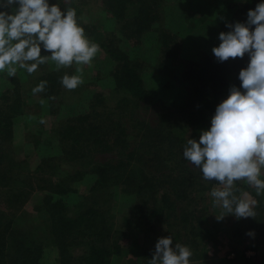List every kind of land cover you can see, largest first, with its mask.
I'll use <instances>...</instances> for the list:
<instances>
[{"label":"trees","instance_id":"obj_1","mask_svg":"<svg viewBox=\"0 0 264 264\" xmlns=\"http://www.w3.org/2000/svg\"><path fill=\"white\" fill-rule=\"evenodd\" d=\"M77 1L49 0V4H59L62 11L69 7L74 8L78 24L84 28L86 37L90 39L94 33L87 25L84 26L79 22L78 17L82 8ZM161 1L156 0L149 5L146 0H138L137 13L128 18L126 11H129L128 7L135 1L103 0V4L106 6L105 10L112 14L115 20H124L125 29L132 30L124 35L126 39L136 36L139 38L153 32L148 39H154L151 48L158 54L160 68L170 70L171 78L175 79L181 87L188 89V99L192 100L194 108L187 105L180 110V116H173L165 102L158 99L156 92L148 90L139 66L122 49V46L115 47L99 39L91 40L100 46L114 66L109 78L112 79L113 86L111 95L118 96V100L113 106H108L104 96L97 93L83 101V106L76 116L67 118L65 123L61 124L62 126L55 129L59 136V152L44 158L45 160L41 161L36 171L47 173V168L52 165L54 166L51 170L57 171L61 167L59 163L65 160L84 164L85 166H82L86 170L76 171L75 179L82 178V181H86V177H89L93 191H103L107 195L115 187L119 188V192L133 199V202L138 201V204L135 203L133 207V212L148 220L150 224L162 221L167 225V222L172 220L174 222L170 224L169 229L181 227L186 230L184 234L178 232L174 235L172 246L175 247V244L180 241V244L189 247L193 251L190 261L196 263L200 262L204 256L199 254L201 246L199 239L202 233L199 224L204 215L191 209V206H197V203L195 205L190 203L196 201L193 195L197 191L205 189L203 184L205 181L202 172L185 160L183 149L188 139L199 141L201 132L210 129L211 118L215 115L216 107L228 98L230 87L233 85L240 87L239 72L248 66L250 56L246 53L243 58H229L228 61L219 62L213 54L210 56L211 63H208L206 69L203 70L202 67L198 69L194 65H188L185 68L184 60L180 59L184 52L180 32L177 34L172 32L159 20V9L163 6ZM261 2L264 0H236L238 9L230 23L246 22L248 11L255 9ZM13 7L16 8L18 5ZM12 9L7 11L12 12ZM227 29L231 30L228 27ZM41 55H49V53L42 47ZM175 64L177 67L184 66L182 73L178 76L175 69L170 67ZM45 65V68L41 65L43 72L37 79L39 82H48L42 94L48 100H54L59 97L61 88L64 87L60 80L66 73L62 67L58 70L56 63L50 60ZM18 97L21 99V96L18 95ZM6 98L5 103L2 104L3 109L0 108V141L2 143L14 138L16 123L21 115L20 105L16 106L15 103L19 100L16 99L14 102L8 96ZM142 108L147 111L155 108L158 112L156 119L158 124L152 125L146 119L137 120L136 115ZM190 110L194 112L187 117ZM179 128L185 129L183 136L177 135L176 130ZM36 145H40L39 140L36 141ZM3 153L6 156L5 151L2 150ZM106 155L108 157L103 158ZM98 157H102V160L97 161ZM9 165L10 161L0 160L1 188H7L13 178L24 177L27 181L31 179L23 171L15 172L17 170L10 169ZM13 184L15 185V182L11 183ZM52 185L53 182L49 183V186ZM29 186L30 189L34 188L31 181ZM235 187L241 192L249 191L255 196L254 190L247 184L236 181ZM17 188L18 186H14V192L12 189L11 192L17 193ZM57 188L59 189L52 190L55 196V200L52 201V221H55L58 227L56 233L61 239L67 235L78 237L77 233L87 238L109 236L107 232L112 227V223L109 222L110 208L104 211L98 202H93L99 208L94 205L87 209L81 208L84 210L79 212V217L74 220L61 218L67 209L62 194L67 193L68 190L60 186ZM240 191L237 192L240 193ZM27 194L11 195V203H17L21 197H27ZM81 206L84 205L81 204ZM13 224V219H9V216H4L0 212V264H42L45 250L43 243L23 238H20L17 243L13 240L11 242L12 234L14 238ZM63 243L64 240L60 241L57 248H63L62 256L64 257L69 253V248ZM101 243L93 241L77 245L84 249L80 257L82 264H110L113 255H124L125 249L121 246L116 248L115 253ZM134 247L132 245L128 248L140 264L150 253L147 247L143 248L136 244ZM71 255L73 256L72 253Z\"/></svg>","mask_w":264,"mask_h":264},{"label":"rangeland","instance_id":"obj_2","mask_svg":"<svg viewBox=\"0 0 264 264\" xmlns=\"http://www.w3.org/2000/svg\"><path fill=\"white\" fill-rule=\"evenodd\" d=\"M133 1H135L134 4L132 3L128 7L129 11H126L127 18L137 13L138 0ZM146 1L152 5V2L156 0ZM78 2L82 8L78 17L79 22L84 26L87 25L94 33L92 39H89L90 42L94 43L91 40L99 39L115 47L122 46V49L139 66L148 90L156 92L158 99L165 102L174 114L173 116H180V110L187 105L194 108L192 100L188 99V89L181 87L175 79L171 78L170 70L160 68L159 60H157L158 54L151 48L154 39H148L152 31L139 38L136 36L126 39L124 35L132 30L125 29L124 20H115L113 15L105 10L103 0H78L77 4ZM161 2L163 6L159 9V20L172 32L176 34L180 32V41H182L184 51L180 59L184 60L185 68L188 65H194L198 69L201 67L203 70L206 69L208 63H211L210 56L214 54L212 49L221 42L219 34L228 32L226 25L230 23L233 14L238 9L236 0H162ZM13 11H15L14 7ZM107 57L100 48L89 64L78 65L74 62L70 67H62L67 75L81 76L84 82L73 90L62 87L59 97L54 100H48L42 92L37 94L32 92V89L40 84L37 78L43 72L45 64L43 67L40 65L32 74L18 66L15 77H9L6 70L0 72V108L3 109L2 104L7 100V96L14 102L18 99L19 101L15 103L21 108L14 138L5 143L0 141V160L10 161L9 167L17 170L15 172L23 171L29 175L31 177L29 181L34 187L30 189L29 181L24 177L11 179L9 188L0 187V212L14 221V238L12 234L10 241L17 243L20 238H23L43 243L45 250L42 264H82L80 257L84 249L77 245L93 241L102 242L101 245L107 246L112 252L120 246L125 249L127 254L124 252V255H113L110 264H138L137 258L131 254V249L128 247L132 245L134 247L135 244L143 248L147 247L150 255L146 256L140 264H149L160 238L171 237L173 239L176 233L186 232L181 227L169 229L170 224L174 222L172 220L168 221L167 225L162 221L150 224L145 218L139 217V214L133 212V207L135 203L138 204V201L133 202V199L120 193L119 188L115 187L107 195L103 191H93L89 177H86V181H82V178L75 179L76 171L86 170L84 164H75L65 160L59 163L61 167L57 171L51 170L54 165L46 167L47 173L36 171L41 161L45 160L44 158L59 152V136L55 129L62 126L61 124H64L67 118H74L83 106V101L97 93L104 96L108 106H113L118 100V96L111 95L113 86L112 79L109 77H111L114 66ZM170 67L175 69L177 76L182 73L183 67H177V64L170 65ZM78 68H81L82 72H78ZM41 100L45 103L41 104ZM193 112L194 110H190L187 117ZM157 113L155 108L148 111L142 108L136 118L139 121L146 119L147 122L156 125L158 124ZM184 130V128L176 130L177 135L183 136ZM37 140L40 145H36ZM1 149L5 151L6 156L2 154ZM100 160L102 157L97 158V161ZM261 179H264V169H262ZM204 181L205 189L197 191L193 195L196 201L190 203V205L197 203L198 205L191 206V209L204 215L199 224L202 229L199 254L204 256L200 262L190 261V264H264V194L258 196L254 187L251 188L255 196L247 192L250 199L257 201L254 207L255 218L237 219L230 214L218 220L217 215H220L223 209L213 207L211 191L220 185L217 181L215 183ZM13 182L15 185H11ZM51 182L53 185L49 186ZM239 182L247 184L243 180ZM14 186H18L17 193H13ZM57 186L68 190L67 193L62 194L67 209L61 218H73L70 220H74L79 217V212L92 205L99 208L93 202H98L104 211L110 208L109 222L112 223V227L107 232L109 236L87 238L77 233L78 237L67 235L61 239L56 233L58 227L55 221H52V201L55 200L52 190L59 189ZM240 193L236 192V195L239 196ZM13 194H27V197H21L17 203H11ZM250 231L255 235L249 236ZM63 240V245L69 248V253L64 257L62 256L63 248H57V244Z\"/></svg>","mask_w":264,"mask_h":264},{"label":"clouds","instance_id":"obj_3","mask_svg":"<svg viewBox=\"0 0 264 264\" xmlns=\"http://www.w3.org/2000/svg\"><path fill=\"white\" fill-rule=\"evenodd\" d=\"M16 5L10 14L7 9ZM0 9H5L0 11V72L6 70L9 77L16 76L17 66L32 74L49 60L58 70L74 62L87 65L100 51L78 24L74 8L62 11L49 0H0ZM226 26L231 30L219 34L221 43L212 49L215 57L225 62L247 53L250 62L239 72L240 87H230L228 98L216 107L210 129L201 132L199 141L188 139L183 156L202 172L204 180L220 185L211 191L213 207L223 209L218 220L230 214L237 219L255 218L257 201L247 192L237 196L240 190L235 182L243 180L258 196L264 194V2L248 11L246 22ZM41 47L51 54L41 55ZM60 82L73 90L84 81L65 74ZM47 83L41 81L33 94L44 92ZM172 245L171 237L160 238L149 264H190L193 251L180 243Z\"/></svg>","mask_w":264,"mask_h":264}]
</instances>
